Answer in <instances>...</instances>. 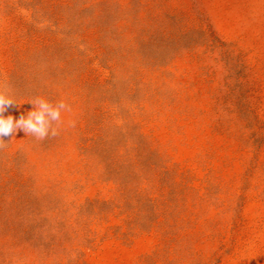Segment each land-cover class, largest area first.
Instances as JSON below:
<instances>
[{
    "label": "rangeland",
    "instance_id": "obj_1",
    "mask_svg": "<svg viewBox=\"0 0 264 264\" xmlns=\"http://www.w3.org/2000/svg\"><path fill=\"white\" fill-rule=\"evenodd\" d=\"M0 91L71 108L0 140V264H264V0H0Z\"/></svg>",
    "mask_w": 264,
    "mask_h": 264
},
{
    "label": "clouds",
    "instance_id": "obj_2",
    "mask_svg": "<svg viewBox=\"0 0 264 264\" xmlns=\"http://www.w3.org/2000/svg\"><path fill=\"white\" fill-rule=\"evenodd\" d=\"M33 107L26 115L16 118L12 115L5 116L9 108L19 106L10 96L0 91V140L6 137H14L23 132L26 136L31 135L36 140L59 135L63 124L62 113L70 111V105L64 100L53 104L43 97H36L29 102ZM2 146V145H0Z\"/></svg>",
    "mask_w": 264,
    "mask_h": 264
}]
</instances>
